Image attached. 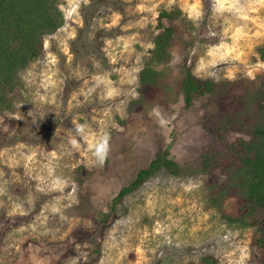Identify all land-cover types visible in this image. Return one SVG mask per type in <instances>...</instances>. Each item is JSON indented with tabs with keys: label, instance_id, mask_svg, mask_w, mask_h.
Returning a JSON list of instances; mask_svg holds the SVG:
<instances>
[{
	"label": "rangeland",
	"instance_id": "rangeland-1",
	"mask_svg": "<svg viewBox=\"0 0 264 264\" xmlns=\"http://www.w3.org/2000/svg\"><path fill=\"white\" fill-rule=\"evenodd\" d=\"M106 1L90 33L81 30L90 0L62 1L66 23L23 71L15 111L0 113V264H204L207 254L220 264H251L255 231L228 226L207 208L200 177L160 172L126 197L99 240V254L87 237L93 224L75 206L81 194L108 210L161 145L170 144L184 164L198 163L213 144L201 125L205 98L189 107L181 97L157 103L146 116L128 113L159 11L179 6L192 23V34L183 33L193 45L176 47L175 62L187 55L203 78L255 77L264 72L257 58L264 0ZM82 32L85 46L78 40ZM97 32L103 36L94 44ZM18 132L32 134L16 141ZM104 136L109 148L101 166L91 146ZM237 137L249 138L231 134ZM79 164L90 169L81 188L75 183Z\"/></svg>",
	"mask_w": 264,
	"mask_h": 264
},
{
	"label": "trees",
	"instance_id": "trees-1",
	"mask_svg": "<svg viewBox=\"0 0 264 264\" xmlns=\"http://www.w3.org/2000/svg\"><path fill=\"white\" fill-rule=\"evenodd\" d=\"M63 0H0V113L14 112L18 93L23 88V71L45 50V40L66 23L61 8ZM106 0H90L84 5V22L91 32L92 18L101 12ZM192 23L182 9L162 8L153 36V48L138 73L136 95L128 103L129 114L146 116L157 103L174 102L181 97L186 107L205 98L207 111L201 121L212 136L213 144L198 163H180L171 145H161L151 161L137 171L113 198L108 210L90 205L79 195L75 210L89 219L93 230L88 234L94 252L100 253L101 237L119 218V207L129 195L138 191L160 172L176 177H200L205 188L207 208L217 212L221 221L236 228H251V264H264V72L255 77H200L185 55L175 62V48L193 45ZM82 32L78 40L83 41ZM103 36L94 34V44ZM98 45V44H97ZM72 53L79 52L72 43ZM257 58L264 62V45L257 48ZM99 62L109 67L106 59ZM232 133L249 138L231 139ZM32 132L16 133V141H27ZM90 169L84 164L75 168V183L81 188ZM90 258V257H89ZM204 264H220L213 254L203 256Z\"/></svg>",
	"mask_w": 264,
	"mask_h": 264
},
{
	"label": "clouds",
	"instance_id": "clouds-1",
	"mask_svg": "<svg viewBox=\"0 0 264 264\" xmlns=\"http://www.w3.org/2000/svg\"><path fill=\"white\" fill-rule=\"evenodd\" d=\"M78 131L82 132L83 126H78ZM91 148L94 149L93 155L95 156L97 162L102 166L108 155V137H102L101 140L98 143L92 145Z\"/></svg>",
	"mask_w": 264,
	"mask_h": 264
}]
</instances>
